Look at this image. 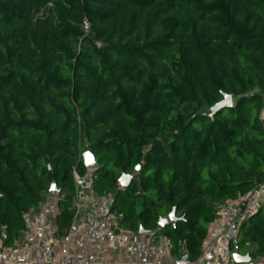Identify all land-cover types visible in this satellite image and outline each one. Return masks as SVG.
Wrapping results in <instances>:
<instances>
[{
	"label": "trees",
	"instance_id": "1",
	"mask_svg": "<svg viewBox=\"0 0 264 264\" xmlns=\"http://www.w3.org/2000/svg\"><path fill=\"white\" fill-rule=\"evenodd\" d=\"M263 90L264 0H0L7 242L53 181L68 227L73 165L85 171L89 149L96 189L114 193L124 225L157 229L175 209L161 233L176 256L183 242L197 258L220 205L264 182ZM226 93L232 105L197 113ZM123 172L134 174L127 188ZM238 240L264 256V201Z\"/></svg>",
	"mask_w": 264,
	"mask_h": 264
},
{
	"label": "built area",
	"instance_id": "2",
	"mask_svg": "<svg viewBox=\"0 0 264 264\" xmlns=\"http://www.w3.org/2000/svg\"><path fill=\"white\" fill-rule=\"evenodd\" d=\"M83 26L90 30L88 20ZM262 97L264 121V90ZM95 169L81 171L78 162L73 165V213L68 227H61L58 220L65 195L49 191L26 212L25 227L13 243L7 242V226L0 223V264H109L114 254L130 256L129 264H178L181 256L188 255L183 242L178 246L180 256L174 254L177 245L161 233L160 225L143 233L124 225L125 215L115 207L114 193L96 189ZM263 199L264 182L222 203L209 225L201 254L185 264H264L263 255L251 256L246 262L236 261L233 255L242 222L260 208Z\"/></svg>",
	"mask_w": 264,
	"mask_h": 264
},
{
	"label": "water",
	"instance_id": "3",
	"mask_svg": "<svg viewBox=\"0 0 264 264\" xmlns=\"http://www.w3.org/2000/svg\"><path fill=\"white\" fill-rule=\"evenodd\" d=\"M232 104H233V96L229 93H226L225 97L222 100H220L214 105H203L197 113H204L206 115L214 116L220 108L225 106H230ZM89 157L91 158V160H89ZM83 163L87 168H98L100 166L99 160L96 158L95 154L89 149L83 152ZM133 178H134L133 173L123 172L119 177V182L123 188H127L130 185ZM49 192L51 194L60 193V188L57 186V183L55 181H53V183L51 184ZM177 218L178 217L176 216L175 209H173L169 213V215L161 217L159 219V225L161 227H165L169 222L174 223ZM146 231L147 229H145L142 225L139 226L138 228L139 233H143ZM233 255L235 257V260L238 262H246L251 259L250 253H242L240 251L238 239H235L233 242ZM188 259H189L188 255H184L177 261V263L185 264L188 261Z\"/></svg>",
	"mask_w": 264,
	"mask_h": 264
},
{
	"label": "rangeland",
	"instance_id": "4",
	"mask_svg": "<svg viewBox=\"0 0 264 264\" xmlns=\"http://www.w3.org/2000/svg\"><path fill=\"white\" fill-rule=\"evenodd\" d=\"M50 6H51V4H48L47 6H44V7L40 8V9L36 10L35 14L37 16H44V15H46L47 14V10H48V8ZM242 250L244 251V249H242ZM110 259H111V263H109V264H117V260L118 261H124L127 264L131 263V257L128 256V255H124V257L118 258L116 256V254H114Z\"/></svg>",
	"mask_w": 264,
	"mask_h": 264
},
{
	"label": "snow or ice",
	"instance_id": "5",
	"mask_svg": "<svg viewBox=\"0 0 264 264\" xmlns=\"http://www.w3.org/2000/svg\"><path fill=\"white\" fill-rule=\"evenodd\" d=\"M89 160H91V158L89 157Z\"/></svg>",
	"mask_w": 264,
	"mask_h": 264
},
{
	"label": "crops",
	"instance_id": "6",
	"mask_svg": "<svg viewBox=\"0 0 264 264\" xmlns=\"http://www.w3.org/2000/svg\"><path fill=\"white\" fill-rule=\"evenodd\" d=\"M263 201H264V199H263Z\"/></svg>",
	"mask_w": 264,
	"mask_h": 264
}]
</instances>
